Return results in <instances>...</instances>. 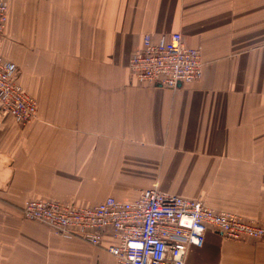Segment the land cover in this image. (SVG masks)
Returning <instances> with one entry per match:
<instances>
[{"label":"crops","instance_id":"obj_1","mask_svg":"<svg viewBox=\"0 0 264 264\" xmlns=\"http://www.w3.org/2000/svg\"><path fill=\"white\" fill-rule=\"evenodd\" d=\"M0 56L37 103L20 125L0 110V264H119L78 234L22 215L29 200L91 207L143 190L264 220V0H0ZM180 33L199 81L177 89L129 72L143 37ZM186 264H264V241L207 229Z\"/></svg>","mask_w":264,"mask_h":264},{"label":"built area","instance_id":"obj_2","mask_svg":"<svg viewBox=\"0 0 264 264\" xmlns=\"http://www.w3.org/2000/svg\"><path fill=\"white\" fill-rule=\"evenodd\" d=\"M7 9L0 1V41ZM202 68L200 49L185 46L180 33L156 42L145 35L129 62L130 76L137 83L172 90L199 81ZM18 80V68L0 56V110L25 125L36 118L37 103ZM22 215L46 224L58 236L76 233L92 246H100L103 232L110 231L115 243L106 251L119 264H186L188 249L200 248L209 228L233 242L264 241V220L247 222L235 213L216 212L200 200L165 193L156 186L132 201L110 197L91 207L29 200Z\"/></svg>","mask_w":264,"mask_h":264},{"label":"bare ground","instance_id":"obj_3","mask_svg":"<svg viewBox=\"0 0 264 264\" xmlns=\"http://www.w3.org/2000/svg\"><path fill=\"white\" fill-rule=\"evenodd\" d=\"M154 85H157V84H154Z\"/></svg>","mask_w":264,"mask_h":264}]
</instances>
